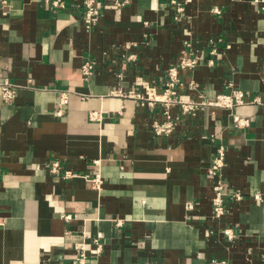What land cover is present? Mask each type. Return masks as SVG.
I'll list each match as a JSON object with an SVG mask.
<instances>
[{
  "label": "crops",
  "instance_id": "crops-1",
  "mask_svg": "<svg viewBox=\"0 0 264 264\" xmlns=\"http://www.w3.org/2000/svg\"><path fill=\"white\" fill-rule=\"evenodd\" d=\"M6 1L0 84L9 79L17 93L9 104L0 88V264H71L98 232V264H264V2L192 0L176 21L170 0L123 7L101 0L99 23L87 30L83 0L57 9L51 0ZM184 54L199 65L179 69L181 95L213 99L239 89L246 103L195 115L174 106L181 121L170 136H156L152 123L164 118L163 106L112 91L144 93L141 77L161 93ZM86 59L96 65L89 81ZM55 88L71 91L64 117L56 115ZM91 111L101 120H90ZM235 115L250 125L236 127ZM222 145L225 186L242 200L227 199L218 219L208 168ZM55 160L100 174L101 189L52 176Z\"/></svg>",
  "mask_w": 264,
  "mask_h": 264
},
{
  "label": "built area",
  "instance_id": "built-area-1",
  "mask_svg": "<svg viewBox=\"0 0 264 264\" xmlns=\"http://www.w3.org/2000/svg\"><path fill=\"white\" fill-rule=\"evenodd\" d=\"M101 0H83V9H84V21L87 30H92L99 23L101 18V9H100ZM117 7H123L127 0H108ZM192 0H184L180 2L177 0H170V3L175 6L176 14L175 20L178 21L185 10V3H189ZM258 2V0H256ZM264 2V0H261ZM6 0H0V5H6ZM51 5L54 9L65 7L64 0H51ZM215 13H219L220 10L214 8ZM148 22H145L147 25ZM129 61H134L136 55L134 53L130 54L128 57ZM209 64H213V61L210 60ZM199 65V58H192L187 54H184L183 58L180 61L178 67H172L167 72V80L164 83L161 93H159L155 87L150 85L147 81L143 80L141 77L136 79V84L141 86L144 90V93L130 91L129 93H124L122 90H114L112 94L129 97L136 99L140 102L141 105H147L148 107H154L156 104H161L164 108L162 120H156L152 123V129L156 136H170L177 125L181 121L180 116H172L170 109L174 106H177L181 109L183 115L191 114L195 115L198 110L201 109H224L233 111L237 106L244 105L246 103L245 93L242 90H232L228 93H219L213 99L207 98L205 95H198V98L192 99L180 94V89L183 86V83L179 77V69H194ZM95 62L90 59H86L82 65V76L84 81H89V79L94 75L95 72ZM1 94L2 98L6 103L12 104L16 98V89L17 85L11 82L9 79H5L1 84ZM57 96L56 103V115L57 117H64L66 114L67 106L70 102L69 90L62 89H53ZM89 118L92 121H100L101 113L99 111H91L89 113ZM234 124L236 127L246 129L250 125L248 119L240 118L239 116H234ZM99 163V162H96ZM226 163V148L222 145L218 149L216 155L214 156L210 167L208 168V175L215 177L217 181L213 187V198H212V207H213V216L215 218H221L227 213L226 201L227 199H232L236 202L242 200L240 192L230 189L225 186L223 179V170L225 169ZM1 163H0V174H1ZM49 173L59 179H72L76 177L84 178L92 188L100 190L102 187L103 179L100 174L96 175H82L71 169H66L62 166L61 162L55 160L51 163ZM256 201L261 202V195L254 196ZM188 211L193 209V203L188 202L186 204ZM63 218L66 221L72 220L71 215H63ZM118 225H122L121 221H118ZM225 235L229 240H233L236 237L233 229L227 228L224 231ZM92 243H84L77 250L75 258L72 260L71 264H98V258L103 253L104 243H103V233L98 232L93 238ZM209 264H229L227 261H218L212 260Z\"/></svg>",
  "mask_w": 264,
  "mask_h": 264
}]
</instances>
